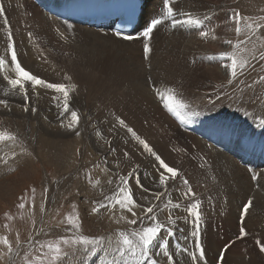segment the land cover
I'll list each match as a JSON object with an SVG mask.
<instances>
[{"label":"rangeland","instance_id":"obj_1","mask_svg":"<svg viewBox=\"0 0 264 264\" xmlns=\"http://www.w3.org/2000/svg\"><path fill=\"white\" fill-rule=\"evenodd\" d=\"M33 1L46 12L51 13V10H53H49L45 5L48 0ZM22 3L23 0H16V7L18 12L20 11L16 15L15 12L13 13V8L7 5V0H0V6L4 8V14L0 15V57L5 56V59H8L12 67H14L8 49L9 43H14L17 59L27 71L48 82L65 83L70 86V98L75 99L77 102L75 106L77 108L80 106L78 112L76 110L72 111H76L87 119V123L90 125L89 129L85 130L88 134L90 133L87 138L80 135L76 138L77 143L74 144L79 147L80 157L86 151V154L91 152V154L87 155L92 159L94 158L93 161L99 163H96L97 165L103 166L105 162H110V165H106L107 163H105V167L107 166L106 169H111L114 172L113 179H111L114 185L109 184V187H113L112 189L106 187L108 185L102 189L100 188L103 193L101 195L98 187L96 188L95 184L92 186L93 183L87 178L88 176L85 173L80 171L81 173H78L79 176L75 175L77 167H74L75 169L72 168V174L75 175V179L73 177V182H70L71 180L67 179V175L65 178L62 177L63 174L60 173L58 165L56 166L55 163L41 156L38 157L34 153L32 155L33 160L26 164L27 166L18 165L17 167L13 166L11 169L6 168L4 164L2 172L5 171L6 173L0 174V186L2 187H0V236H8L13 245V252L6 256L3 255L6 249H4L3 245H0V264H41V261L38 259L40 250L39 245L36 243L37 240L47 244L56 242L62 236L68 237L70 240L79 239L82 236L103 238V235L106 233L105 230L107 232L111 230L108 229L107 222L113 215L115 216L114 208H103L99 212L93 213V207L95 208L101 201L106 202L105 196L109 197L115 191L118 177H127L129 172L137 169V166L142 165L141 160L143 157L147 156L150 158L146 165V168H148L146 170L147 176H152V171L154 174L156 172L155 168L150 167L152 164L153 166L157 164L154 157L144 151L143 146L127 131V128L133 129L141 139L145 140L151 147L153 146L152 149L162 159L164 158V161L169 166L180 170V176L175 181H168V191L166 193L164 187L160 186L162 189L160 192H164V195L160 197L157 204L153 197L148 199L146 203V206L148 203L158 205L154 211L157 219L161 222H167L170 215L173 218H179L175 224L170 225L162 233L161 239L153 246V251L158 250L161 252V255L157 257L159 264H167V259L163 256V245L165 244L168 250L174 253L176 264H193L191 257L187 253L178 251V248L184 247L188 248L189 251L194 250L193 238L190 236L191 227L184 219L187 215L186 208L192 202V198H183V193L187 191L188 187H191L192 191L196 193L194 199L202 201L203 222L201 243L205 250L207 264H264V253L260 252L259 247L256 245L257 239L261 243H264V183L258 184L259 191L252 190L249 194V197L252 199V205L244 217L243 225L248 235L243 239H237L240 228L241 205L246 200L245 193H241L238 190L237 192H233L234 186H230L229 188L227 183H219L220 181H218L215 169L209 170V168L207 169L208 171L205 169L207 165L204 164L205 162L201 159L197 150L194 149L195 147L187 141V138H189L187 131L192 132L190 127L181 128L175 122V118L183 117V120L191 125L201 124L208 128L216 129L219 126H226L227 123L224 122H229L237 115L263 107L264 79L261 78L264 77V60L260 59V57L261 54H264V28H261L255 35L244 30L238 36L235 31L236 25L229 17L234 12H239L247 19V23L264 24V0H186L190 11H193L197 3L200 4L201 10L204 12V30L208 31V36L202 38L195 32L189 33L187 27L193 29V26L187 24L186 37L189 39V45H185L183 40L178 36L175 37L176 39H173L176 45L170 49L171 57L173 58L172 62L176 58L173 50L183 47L190 48L189 54L183 57L184 64L177 70L178 73H174V76L169 79H167L168 74H166V78L162 80L164 81L162 83L163 89L166 85L167 88L171 86L170 88L173 90L176 98L185 104L184 108L179 109L180 116H177L174 112H169L164 107V103L160 104L163 111L154 106L145 105L144 98L141 95H137L142 91L141 86H144V82H142L143 77L141 76L142 73L131 71L129 62L139 61L142 58L146 62V58L142 52H126L127 50H123L119 54L120 57H118V54L115 52L111 54L97 43H94L92 46V44L86 43V41L83 42V38L81 39L76 32L66 31L63 27L54 28L58 36L53 38L52 36L55 35L53 32L50 34L47 28L38 26L27 20L26 16L22 13V10L25 8ZM20 4L22 5L20 6ZM215 8L217 13L214 12ZM16 22H19L17 23L18 27H16ZM71 25L69 24V27H72ZM75 26L82 27V25ZM241 27L243 28V22ZM9 34H11V41L9 40ZM248 36H250V39L246 38ZM60 38L64 39L60 42L57 40ZM140 39L143 38L141 37ZM228 40H231L232 44L225 43ZM238 41H244V43L238 44ZM225 52L232 53L238 65L241 60L248 62L243 71L239 67L237 68L238 76L235 79L230 75L231 61L221 55V53ZM86 54L91 56H87ZM147 62H149V59ZM222 64L226 66H222ZM7 70L13 75L12 78H15V72L9 66L0 69V96L2 97H10L13 91L11 85L7 83L9 79L6 73ZM136 73H138L137 76ZM66 77H70V79H66ZM171 80L176 82L174 83ZM167 82L171 83V85L169 86ZM28 85L25 86L28 92H38L36 93L37 95H33L38 98L36 102L38 107L40 106L39 104L44 102L51 103L52 101L55 103V101L58 102V100L63 99V96H60L62 94L58 95L57 93H52V90L44 88L39 90L38 87L33 90L31 84ZM73 85L75 86L74 89L71 88ZM136 91L139 92L136 93ZM42 94H46L45 96L49 98ZM54 96L57 97V100L53 99ZM44 98L50 101H46ZM42 99L44 101H41ZM159 100L163 102L161 98ZM21 107L23 108L24 106L18 105V108ZM34 107L36 108V106ZM9 108L13 109L15 106H9ZM9 108L4 107L1 111L9 110ZM72 111L68 112L66 117L71 116ZM255 113L252 112L251 118ZM163 116L165 118H162ZM117 118L123 119L127 128L119 125ZM28 127L23 131L31 133V131L39 130L38 127ZM178 127L180 131L176 129ZM80 128L74 126L72 127V131L80 130ZM4 129L0 128V131ZM55 130L49 129L51 133H54L53 131ZM203 130L197 129L196 132L199 134ZM120 132L123 134L121 135ZM94 133L95 139L92 138ZM43 135L45 136V133ZM249 136H251L250 130ZM74 137L72 138L74 139ZM148 138L156 142L153 143ZM158 138L161 141L157 140ZM126 139H129L131 143L128 148L129 150L125 149L124 143H126ZM228 142L214 141V144H217V146L220 144L227 145ZM85 144H87V148L89 146L90 148L87 149ZM136 149L138 150L136 151ZM94 151L97 152V155L99 154L98 158L97 155H93V153L96 154ZM133 151L136 153L141 151L140 153L143 156L137 153L141 155L139 162L135 154H133L134 156L131 155ZM125 153H128V155L125 156ZM101 154H104V156ZM127 158L128 160H126ZM111 159L113 160L112 163ZM259 166V164H255L254 170H258ZM116 170L117 172H115ZM205 171L209 173L206 174ZM141 173L144 172L141 167H138L136 175L139 177L140 184L143 185ZM82 175L86 176L83 177ZM207 175L209 177L212 175L214 178L210 179ZM215 176H217L216 179ZM185 178L188 180V186L183 184V179ZM250 180L254 182L253 179ZM130 181L131 188L133 187L132 192L136 194L140 191L142 194V189L137 187L135 178ZM51 182L59 187L51 188ZM83 183H86V186H88L86 192H83ZM169 184L171 186H168ZM6 186L7 189L2 192ZM177 188L179 192L176 190ZM106 189L109 192H106ZM178 197L180 198L178 199ZM169 198L173 202L179 201L181 207L179 209L174 208L172 205L165 207L164 205L167 204V199ZM21 203L25 205L23 209L19 207ZM41 208H43V211ZM138 208L133 209L136 213L135 217L130 213L131 220L143 216V213H137L140 212ZM254 214L256 215L254 216ZM69 216L74 218L79 217L75 221L79 225V230L75 228L68 229L66 220ZM92 217L93 220L90 221ZM95 217H100V222L102 223L99 221L94 223ZM248 217L251 219L249 220ZM148 224L147 220H145L143 225L130 224L129 226V223L126 222L122 225H126V229L122 228L125 234L130 235L133 230H139L143 226H148ZM169 232H171L170 235L168 234ZM17 236L19 237V245L16 243ZM130 238L134 239L131 236ZM226 244H230L231 246L224 251L223 259H221L219 254ZM107 245L108 240L105 239L103 246L97 252L95 251V254H92L94 252L83 253L84 255L74 256L73 258L80 264L85 259H91V264H99L97 263L98 260L100 262L103 261L104 264H125V261H127V264H137L135 258L128 255L127 251L123 257L119 253V248L118 250L109 249L107 248L109 245ZM79 247H82V245L65 246L64 251L68 254L66 257L61 258L59 264H64L63 262L70 258L69 255ZM108 250V253L105 252ZM92 257L96 259V262ZM44 264H48V262L45 261ZM199 264H204V262L201 261Z\"/></svg>","mask_w":264,"mask_h":264},{"label":"bare ground","instance_id":"obj_2","mask_svg":"<svg viewBox=\"0 0 264 264\" xmlns=\"http://www.w3.org/2000/svg\"><path fill=\"white\" fill-rule=\"evenodd\" d=\"M12 1L7 0V5L9 7H12L14 10L13 13L15 12V14L18 15V13L20 11L18 12V9L16 7V4H15L16 0H12ZM48 1H46L47 3H45V5L48 6L49 9L59 10V9L66 7V5L68 4V2L70 0H48ZM17 3H19V2H17ZM173 3H174V7L176 9V12H177L176 19L184 20L186 17L182 14L188 13L193 18L201 19L204 21V24L201 26V29L204 30V27H205V19L203 18L204 12L201 10L199 3L196 4V7L193 8V11H190L189 8L187 7L188 4L186 3V0H173ZM22 4H24V7H25L22 10V13L26 16L27 20L35 23L38 26H42V27L47 28V31H49L50 34L53 32L55 34L54 36H52L53 38L58 36L56 34L54 28L63 27L66 31L76 32V34L79 37H81V39L83 38L82 39L83 42L86 41V43L92 44V46L94 43H97L103 49L108 50L111 54H112V52H115L116 54L119 55L122 53L121 51H123V50H127L126 52H128V51H134V52L140 51V52H142V54H144L143 47H144L145 41L143 39H140L141 37L136 39V40H125L122 38V36H118L117 34H115L112 31H109V30L98 31L92 27L75 26V25H80V24H78V23L74 24L72 22L61 20L57 17V15L61 16L60 12H53V14L46 12V11L42 10V8L40 6H38L37 3H35L33 0H23ZM22 4H20V6ZM162 8H163V0H143L142 15H141V23L143 25L139 26V30H142V28L146 25V23L148 21H150L152 18H156V17L162 15ZM214 12L217 13L216 8H215ZM18 21H21V20H18ZM17 23H19V22H16V27L19 26ZM69 24H72L71 25L72 27H69ZM186 26H187L186 23H181V24H177L175 27H173L171 21H164L161 25L157 26L156 30H154V32L152 34V38L149 41H147L150 44L151 51L148 55L149 57L146 58V62H145L144 58L140 59L139 61H130L129 62L132 72L142 73L141 76L143 77L142 82H144V86L140 85L142 88V91L140 92V94H137V95L138 96L141 95L144 98L143 100L145 102V105H151V106H154L157 109L163 111L160 104L164 103V101L160 102V100H159L160 96L157 95V92L165 93L171 87L170 86L171 83L169 84L167 82V84H169L170 87L168 86L169 88H167L166 87L167 85H166L165 88L163 89V85H162V83L164 82V81H162L163 78L164 79L166 78V74H168L167 79L172 78L174 76V73H176L177 70L184 64L183 57L186 56V54L188 55L190 52V48H186L183 46H182L183 48H178V49L173 50L174 54L176 55V58L174 57L175 59L172 62L173 58L171 57L170 49L176 45L173 42V39L176 36H178V37H180V39L183 40L185 45H189V39L186 37ZM192 26H193V29H190L187 27V31L189 33L195 32L198 34L200 29H197L195 25H192ZM63 39L64 38H60L57 40L61 42V40H63ZM98 40H99V43H98ZM181 44L183 45V43H181ZM91 54H92V51H91ZM113 55H115V54H113ZM87 56H91V55H87ZM118 57H120V55ZM144 57H145V54H144ZM0 58L4 59L6 61L5 66L3 68H5L6 66H9L11 68V70L14 72V67H12V65L10 64V61L8 59H5L6 58L5 56L0 57ZM148 59H149V62H147ZM123 63H124V61H123ZM126 63L129 64L128 62H126ZM124 65H126V64H124ZM129 71H130V69H129ZM6 73L8 74L9 79H11L13 75L10 73V71L7 70ZM138 73H136V76ZM174 80H176V79L174 78ZM174 80H171V81H174ZM175 82L176 81H174V83ZM26 85H28V84H26ZM135 86L137 87V85H135ZM40 89H42V88H39V90ZM27 91H28V89H27ZM43 91H45V90H43ZM29 92H28L29 104H28V111L27 112L24 110V107L18 108V105L24 106L23 95L18 88L13 89L10 97L0 96V99H7L9 101V106H15V108L11 109L10 111L9 110L1 111L4 108V106L0 105V128H7V129L11 130L13 133H15L18 137L17 142L14 145H11V146H5L4 144L0 145V156H3L7 160V163H4L3 160H0V163L3 162L0 164V174H3V172H5V171L2 172V170H4V169H2L3 168L2 166L4 164H5L4 166L6 168H11V169L13 168V166L17 167L18 165L19 166L20 165H26L33 160L32 155L34 153L38 157L41 156L42 158H45L46 160H49L50 162L55 163L56 166L58 165L60 168L59 169L60 173L63 174L62 177L65 178L68 176L67 179H69V181L71 180L70 182H73V177L76 174H77L76 176H79L78 173L81 171L82 173H85L88 176L87 178L93 183V185L92 184L91 185L94 186V184H95L96 188L98 187L99 190H100V188L102 189L106 185H108L106 187L111 188L109 186L111 184H113L111 179H113L114 172L111 169H109V170H111V172H109V170L106 169L107 166L105 167V163H107V162L104 161L105 162L103 164L104 167L97 165L96 163H98V162L95 163L93 161L94 158L92 159L88 156L89 154H91V152L89 150H88V152H90V153H87L88 155L86 154V151L84 150L85 152H83L82 157H80L79 150H78L79 147H77V145L75 146V144H74V143H77L76 138L78 136L81 135V136L87 138V136L90 134V133L88 134L85 131V130H88L90 127V125L87 123L88 122L87 119L82 117L79 113H78L79 125L77 127H79V128L81 127V128H80V130H78V129L77 130L80 133V135L76 134L77 130L72 131L68 127V125L71 121V116L66 117L67 113L72 111V110H76L77 112L80 110V109L78 110V108L80 106L78 108L75 106L77 103L75 101V99L70 98L69 111L64 113L62 111L63 99L60 100L61 102L58 100V102L55 101V103H53L52 101H51V103L38 102V103H41V104H39L40 106L38 107L36 104L38 98L33 96V95H37L36 93H38V92L37 91H36V93H31V92L29 93ZM137 92H139V91H136V93ZM52 93H53V91H52ZM50 94H51V92H50ZM42 95H44V94H42ZM44 96H42V97H44ZM51 96H50V98H51ZM60 96L62 97V95H60ZM45 97H48V96H45ZM44 99H42L41 101H44ZM58 99H60V98H58ZM47 100H49V99H47ZM19 103H21V104H19ZM34 106H36V109H37L36 112H32V110H31L32 107H34ZM86 109H85V112H86ZM252 112H256V113L251 118ZM85 115H87V113H85ZM86 118H88V117L86 116ZM162 118H165V117L163 116ZM262 120H264V105L261 109L250 110L244 114L237 115V116L233 117L229 122H224V123H227L226 126H219L216 129H211V128H208V127L203 126L201 124L200 125H191L188 122L182 120L181 118H175V122H177V124L181 128L190 127L192 132L187 131V129H186V131L189 133V138H187V141L189 142L190 145L195 147L194 149L197 150L199 156L205 162L204 164L207 165V167L205 169L206 170L209 168H210L209 170H211L212 168L215 169V171L217 173L216 175H218V179H219L218 181H220L219 183L220 184L227 183V186L229 188H230V186H234L235 189L233 192H237V190H238L241 193H245V196H246L245 199L246 200L244 201L243 204L247 203L248 199L250 198L249 194L252 192V190H255L256 192L259 191V188L257 187V185L259 183H264V126L261 125ZM61 125H63V126H61ZM208 125L211 127L210 124H208ZM28 126L38 127L39 130L31 131V133L23 131V130H26V127H28ZM74 126H76V125H73V127ZM85 127H88V128H85ZM49 129H53V130L56 129V130L53 131L54 133H51L52 130L49 131ZM176 129L178 131H180L179 127ZM197 129H199V130L204 129V130L201 133L197 134V132H196ZM230 130H232V131H230ZM249 130L251 131V136L248 137ZM198 132H200V131H198ZM44 133H45V136L43 135ZM122 134L123 133H121V135ZM74 135H75V137H74ZM141 135H142V133H141ZM156 135H158V134H156ZM92 136H93L92 138L95 139V133ZM106 136H108V135H106ZM152 136H154V135H152ZM72 137H74V139ZM69 139H71V140H69ZM148 140H150V139L148 138ZM157 140L161 141L159 138ZM101 141H103V140H101ZM150 141H152V140H150ZM214 141H217V142L229 141V142L227 145L220 144L219 146H217V144H214ZM230 141H231V143H230ZM154 142H156V141H154ZM82 143H84V142H82ZM153 143H151V144H153ZM87 144H85L86 148H87ZM130 144L131 143L128 139L126 141V143H124L125 149H128ZM165 145H168V144H165ZM89 148H90V146H89ZM89 148H87V149H89ZM122 148H124V147H122ZM137 150L138 149H136V151ZM162 150H163V148H162ZM13 152L16 153L15 156H13ZM94 152H96V151H94ZM140 152L138 151L137 153L141 154ZM137 153L133 151L131 153V155L134 156L133 154H135V157L138 159V160L137 159L136 160L139 162L142 154L139 155ZM105 154H106V152H105ZM93 155L96 156L97 152H96V154L93 153ZM101 155L104 156V154H101ZM146 155H148V154H146ZM98 156H99V154L97 155V158H98ZM123 158H122V160H123ZM79 160L81 163L80 165H79ZM126 160H128V158ZM149 160H150L149 157H147V156L145 158L143 157V159L141 160L142 165H139V167H141L143 172H144V173H141V182L143 183L144 188L149 189L150 191L144 192L142 189V194L140 191H138L136 194L133 193L135 195V197L138 198V203L143 204L145 206H146L147 201H145L143 199V197L147 196V200H148V199H151L152 197L154 198L152 193L162 191L160 185L158 184V177L156 174L157 171L155 172V174L152 171V176H150V177L147 176L146 170L148 168H146V165H147ZM120 161H121V158H120ZM112 162H113V160L111 161V163ZM255 164L260 165L258 170H254ZM106 165H110V162L107 163ZM74 167H77V169H75ZM150 167L155 168L153 166V164ZM72 168L77 170L76 172L74 170L75 175L72 174L73 173ZM260 171H262V172H260ZM115 172H117V170ZM208 173L209 172H206V174H208ZM257 173L259 174L258 180L252 182L250 179H252V176L254 174H257ZM249 174H251V175H249ZM82 176L85 177L84 175H82ZM210 176L211 177L208 176L210 179L214 178L212 175H210ZM216 178H217V176H215V179ZM74 179H75V177H74ZM80 179H82V178H80ZM114 179H115V177H114ZM215 179H213V180L215 181ZM86 181H87V179H86ZM110 181H111V183H110ZM210 181H212V180H210ZM59 182H61V181H59ZM80 184H81V182H80ZM50 185H51V188L59 187V186H56V184H54L52 182ZM72 185H74V184H72ZM85 186H86V183H83L82 184V189L84 190L83 192H86L88 189V186H86V187ZM134 186H136V185L134 184ZM168 186H171V185L169 184ZM6 189H7V186L2 190V192H4ZM92 190H94V189H92ZM96 190H94V191H96ZM107 190L108 189H106V192H109ZM97 192H98V190H97ZM99 192H100V194L102 193L101 190ZM89 193H92V192H89ZM95 194H93V195H95ZM170 195H171V193H170ZM256 195H258V194H256ZM100 198H102V197H100ZM179 198L180 197H178V199ZM91 200H93V199H91ZM154 200H155V198H154ZM174 200H176V199H174ZM167 201H168V199H167ZM89 203H90V201H89ZM155 203L157 204V200H155ZM165 203H166V200H165ZM160 205H162V204H160ZM138 209L140 212H137V213L142 214L143 213L142 209L141 208H138ZM114 212H115V216L113 215L108 222L106 221L108 223V226H109L108 229H111V230L108 232L105 230L106 233L103 235V239L108 240L109 247H107L108 246L107 245L106 246L107 248L118 250V248H120L122 246V236L120 235L121 232L124 233V230L122 227H124V229H126L125 226L127 224L124 226H122V225L124 223L128 222L129 219L131 220V216H130L131 214L127 210L119 208V206L114 207ZM91 213H92V211H91ZM255 215L256 214H254V216ZM250 219L251 218H249V220ZM91 220H93V217L90 218V221ZM100 220H101L100 217H95L94 223L95 222L97 223L98 221L100 222ZM100 223H102V222H100ZM137 225H140V224L138 223ZM129 226H130V224H129ZM106 244H107V241H106ZM87 248L91 249L92 246L88 245ZM99 249H100V247H97L96 252ZM89 252H93V251L89 250V251L85 252V246L79 247V248L75 249L69 255L70 258L66 259L63 263L64 264H80L79 262H76L75 258H73V257L84 255L83 253H89ZM96 252H94L92 254H95ZM105 252L108 253L109 250L105 251ZM106 257H107V254H106ZM92 259L96 262V259L94 257H92ZM82 262L83 263H81V264H91L92 263L91 259H85ZM97 263L104 264V262L103 261L100 262V260H98Z\"/></svg>","mask_w":264,"mask_h":264},{"label":"snow or ice","instance_id":"obj_3","mask_svg":"<svg viewBox=\"0 0 264 264\" xmlns=\"http://www.w3.org/2000/svg\"><path fill=\"white\" fill-rule=\"evenodd\" d=\"M3 14L4 8L0 6V15ZM182 15L186 17L184 20L176 19L177 12L174 7L173 0H163L162 15L156 18H152L150 21H148L140 31L138 36H134L132 34H122L119 32L117 33V35L122 36V38L125 40H133L142 37L145 41L143 47L145 58L148 57V54L151 51L150 44L147 41L152 38V34L154 30H156L157 26L161 25L164 21H171L173 27L181 23L195 25L197 29H200L198 33L200 37L203 38L208 36V31L201 29V26L204 24L203 20L193 18L188 13H183ZM229 19L232 20L233 23L236 25L235 31L238 36L241 35L244 30H247L252 35H255V33L258 32L261 28H264V24L247 23V19L243 17L239 12H234L233 15L229 17ZM242 22L243 28L241 27ZM246 38L250 39V36ZM11 39V34H9V40L11 41ZM225 43L232 44V41L228 40L225 41ZM237 43H244V41H238ZM8 49L11 55V62L14 64L15 78L8 79L7 83L10 84L13 89L18 88L21 91L24 100V110L26 112L28 111L29 104V95L25 85L31 84L33 89L39 87L52 90L54 93L57 94H62V111L64 113L68 112L70 106V86L65 83H51L39 78L36 75L31 74L18 61L14 43L10 42L8 45ZM221 55L231 61L230 75L233 79L238 76L237 68L239 67V69L243 71V69L248 64L246 60H241L238 65L237 60L232 53L225 52L221 53ZM260 59L264 60V54H261ZM5 63L6 61L0 58V69L5 66ZM66 79H70V77H66ZM261 79H264V77H262ZM71 88L74 89L75 86L73 85L71 86ZM157 95H159L160 98L164 101V107L169 112H174L177 116H180L179 109L184 108L185 104L181 100L176 98L171 88H169L165 93L157 92ZM53 99H56V97L54 96ZM0 105H3L5 108H9V101L7 99H0ZM10 110L11 109L9 108V111ZM31 110L32 112L37 111L35 107H33ZM181 119L183 120V117H181ZM117 122L119 123V125L127 128V125L125 124V121L123 119L117 118ZM73 125H79V115L76 111L71 112V121L68 125L70 130H72ZM261 125L264 126V120L261 121ZM127 131L132 134V136L138 141L140 145L143 146L144 151L154 157L155 161L157 162L154 167L158 175V184L164 187L165 192L168 191V181H175L177 177L180 176V170L175 167L169 166V164L166 163L164 159H162L161 156L158 155L145 140L141 139L133 129L127 128ZM76 134L80 135L78 131L76 132ZM17 139V135L12 131H9L7 128L0 131V144H4L5 146H11L16 143ZM15 155L16 153L13 152V156ZM127 155L128 153H125V156ZM0 160H3L4 163H7V160L3 156H0ZM138 167L139 166H137V169ZM137 169H133L131 172H129L127 177L119 176L115 191L112 193L111 196L105 197L106 202H99L97 206L93 208V212H99L103 208H114L116 206H119V208L127 210L128 212L132 213L133 217H135L136 213L133 211V209L137 207L141 208L143 216L137 219L129 220L128 223L131 225H137L138 223L140 225H143L145 223V220H147L149 224L148 226L141 227L139 230H133L130 235L121 232L120 235L122 236V246L119 248V253L121 256H124L125 252L127 251L128 255L135 258L137 264H159V260L157 259V257L161 255V252L158 250L153 251V246L159 239H161L162 233H164V231L170 225L175 224L177 219L179 218H173L170 215L168 217L167 222H161L157 219V215L154 211L158 207V205L154 203H148L147 206H145L143 204L138 203V198L134 197V194L132 192L130 180L135 178L137 187L143 189L144 192H149L150 190L144 188V186L140 184L139 177L138 175H136ZM258 178L259 174H254L252 176V179L254 181L258 180ZM183 184L185 186H188V180L186 178L183 179ZM257 186L259 187V185ZM176 190L179 192V189ZM152 195L154 196L155 200L158 201L160 197L164 195V192H156L152 193ZM195 196L196 193L192 191L191 187H188L187 191L183 193L184 199L192 198V202L186 208L187 215L184 217V219L190 224L191 227L190 236L193 238L194 250L189 251L188 248L184 247L178 248V251L187 253L191 257L193 264H199V262L201 261H203L204 264H207L205 250L201 243V232L203 222V212L201 209L202 201L194 199ZM143 199L147 201V197H143ZM167 205H172L174 208L177 209L181 207L179 201L173 202L171 199H168L165 207H167ZM251 205L252 199L249 198L248 202L241 206L240 228L237 239H243L245 236L248 235L243 225L244 217L247 214ZM19 207L23 209L25 205L21 203ZM41 210L43 211V208H41ZM77 219H79L78 216L75 218L72 216L67 217L66 223L69 230H71L72 228L79 230V225L75 223ZM168 234L170 235L171 232H169ZM130 236L134 237V239L130 238ZM16 243L17 245H19L18 236ZM36 243L39 245L40 256L38 257V259L41 261V264H44L45 261H47L48 264H59L61 258L66 257L68 254L66 251H64L65 246L71 247L72 245H82L85 246V252L89 250L95 252L97 247L103 246L104 239L102 237L89 238L82 236L79 239L70 240L68 237L62 236L56 242L44 244L37 240ZM0 245H3L4 249H6L3 255L6 256L9 253L13 252L12 242L9 240L7 235L0 236ZM88 245H92V248L88 249ZM256 245L259 247L260 252L264 253V243H261V241L257 239ZM230 246V244H226L221 250L219 254L221 259H223L224 251L227 250V248H229ZM163 256L166 257L167 264H176V261L174 260V253L168 250L166 244L163 245ZM125 264H127V261H125Z\"/></svg>","mask_w":264,"mask_h":264}]
</instances>
